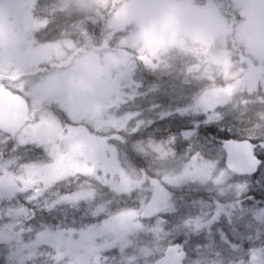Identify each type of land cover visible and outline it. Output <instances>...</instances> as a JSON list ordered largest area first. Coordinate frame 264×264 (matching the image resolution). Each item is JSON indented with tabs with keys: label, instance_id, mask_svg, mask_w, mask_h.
Returning <instances> with one entry per match:
<instances>
[{
	"label": "rangeland",
	"instance_id": "1",
	"mask_svg": "<svg viewBox=\"0 0 264 264\" xmlns=\"http://www.w3.org/2000/svg\"><path fill=\"white\" fill-rule=\"evenodd\" d=\"M3 2L0 62L17 67L10 59L17 50L4 38L22 42L18 50L28 63L21 67L66 57L60 47L38 43L35 35L38 25L50 26L56 7L46 12L35 10L30 0ZM22 7L21 14L9 11ZM96 7L104 42L97 47L86 38L73 67L85 100H97L92 121L104 126L110 121V128L120 130V139L112 142L120 151L110 143V199L100 187L95 206L81 204L79 178L72 176L66 186L59 185L63 193L35 200L28 219L25 202L16 198L20 169L14 159L0 157V264H153L172 243L184 246V264H264V203L255 196L264 192V167L254 178L232 175L230 180V173L217 166H224L221 143L209 136L210 125L218 124L220 133L234 140H252L257 156H264L259 148L264 138V0H97ZM113 34L118 44L108 48ZM135 69L148 73L151 82H142L136 71L133 86ZM55 77L38 85L46 104L55 98ZM177 121L185 135L174 145L177 133L169 129ZM150 127L163 138L128 140ZM58 136L59 129L48 123L42 143L49 148L48 139ZM129 148L137 161L148 162L145 171L130 159ZM48 153L55 163L59 160L56 152ZM24 162L47 161L33 154ZM79 164L72 161L73 167ZM63 176L61 170L34 169L30 177H39L43 188ZM169 186L178 189L172 199L165 191ZM157 212L166 213L165 220Z\"/></svg>",
	"mask_w": 264,
	"mask_h": 264
},
{
	"label": "snow or ice",
	"instance_id": "2",
	"mask_svg": "<svg viewBox=\"0 0 264 264\" xmlns=\"http://www.w3.org/2000/svg\"><path fill=\"white\" fill-rule=\"evenodd\" d=\"M3 11L4 2L3 0H0V13H3ZM9 11L14 14H21L25 9L23 7L13 8L9 9ZM44 19L47 21V14L44 15ZM55 31L54 27L50 29L49 23L45 22L42 25L37 26L35 35L38 38V43L42 45L60 47L68 59L67 64L57 65L54 62L40 63L37 64L34 71H26L21 74L12 66V64L5 66L0 62V107H5L11 110H15L19 107L23 113L19 127L16 129L15 133L8 131L5 128H0V137H3L4 139V150L3 152H0V157L15 160V166L20 169L21 173L17 179L22 190L18 193H23V195L28 198V201L44 199L49 192L54 191L60 184L73 178L65 175L55 180L54 183L48 184L43 188L41 187V184L43 183L42 180L36 182L40 179L39 177H32L33 183L30 186L25 183L29 176H31V170L40 169L43 171L45 169H50L55 165L53 157L49 155L45 144L42 143V140L46 135L48 123H51L54 128L59 129L62 138L68 137L72 142H81L84 153L88 155L96 154L94 145L95 138H103L106 143H112L114 140L120 139L119 129L109 128L108 131H104L102 127L97 126L92 121L83 95L80 96L79 100L75 102L73 101L78 76L76 69L73 67V64L76 62L79 55L77 50L86 45V38L94 40L96 46L99 47L100 43L104 42L105 35L97 28V26L93 25L89 28L85 25L83 36L78 34L73 36L69 34L65 43L57 45V39L53 35ZM40 33H44L42 39L39 38ZM118 41V34H113L111 39L107 40L108 48H114L118 44ZM124 50L129 51L127 48ZM73 53H76V55H73ZM10 59L14 64H24L26 66L28 63L24 54L19 50L14 51L11 54ZM136 71L141 70L135 69L133 71V86H135ZM51 72L56 73L55 82L52 85L55 98L47 105L38 108L33 104L31 96L27 94V88L20 86V83L28 78L38 79ZM141 76L145 77V79H151V77L143 71H141ZM204 118L207 121L206 115ZM182 127H184V125L177 121V127L175 129H169V131H175L177 133V136H172L174 145L177 142L178 136L185 135V133L180 132ZM140 133L141 132L138 129L130 135L128 140L136 141L141 139L138 138ZM124 142L128 143V141ZM243 144L248 145V153L233 147L235 145ZM235 145L232 146L234 152L229 153L227 163L224 166L217 163V166L224 172L230 173V180L233 173H250L255 170L254 166L260 165V161L256 159L255 155L257 148L256 145L250 144L247 141H241ZM259 148L264 149V138H262ZM9 153L11 154L10 157L8 155ZM39 153L43 154V157L47 162L39 164L24 162L25 156ZM127 154L130 159H133L134 161L137 160L135 153L132 152L130 148ZM260 159L264 160V156H261ZM249 161L251 162L250 166ZM233 164L237 165L240 169L247 170H236L232 167ZM260 166L264 167V165ZM80 175H82V173H76V176ZM162 187L164 186L162 185ZM177 190L178 189H172L171 186L165 188V191L169 193V199H172V197L175 196V191ZM147 195L148 200L150 201L153 193L149 191ZM165 214L157 212L155 215L157 218L165 220Z\"/></svg>",
	"mask_w": 264,
	"mask_h": 264
},
{
	"label": "flooded vegetation",
	"instance_id": "3",
	"mask_svg": "<svg viewBox=\"0 0 264 264\" xmlns=\"http://www.w3.org/2000/svg\"><path fill=\"white\" fill-rule=\"evenodd\" d=\"M30 4H32V6L37 11L47 12L50 6L56 7L52 8L53 22L50 23V27H54L56 30L53 35L57 39V45H59V42H62L60 41L61 38L67 40L69 34L73 36H76L77 34L79 35L80 32L84 31L85 25H87L89 28H91L93 25L97 27L99 25L98 8L96 7L97 0H30ZM4 41L7 47H10L14 50H18L21 48L22 42H20L18 38H13L11 40H9L8 38H4ZM92 43L93 41H89V44ZM92 46H94V43L92 44ZM77 52L80 54L81 48L78 49ZM73 55H76V53H73ZM53 62L57 65H64L68 63V59L67 57H63L61 59H54V61H49V63ZM40 63L46 62L43 61L37 64ZM37 64L31 68L21 67L19 64H17L16 70L21 74L25 73L26 71H34ZM52 74H54V72L45 74L38 79L28 78L21 81L20 83V86L27 88V94L31 96L33 104L38 108L47 105L45 103L46 99H44V96L42 97V95L39 94L38 85L49 79ZM109 79L110 76H108V80ZM113 87L114 85H112V88ZM81 88V85L77 84L76 82L75 94L73 96L74 102L79 100L80 96L82 95ZM38 97H42V99H38ZM86 104L90 116H96L99 111L97 100H94V98L92 97L90 100L86 101ZM93 122L97 126L102 127L104 131H108L110 128V121L105 123V126L100 125L97 121ZM46 144L51 145L49 148H47L48 151L56 152L55 154L59 156V160L56 161L54 167L46 170L54 174L61 170L63 171V173H65V175L69 174V176L71 177L74 176L79 178L77 181V187L78 189H82V193L78 201L81 204H86L88 207L95 206L98 202L100 187L106 189L107 198L110 199V143H106L103 138H95L94 145L96 154L88 155L84 153L81 142H72L68 137L62 138L59 131V136L48 139ZM111 145L116 150L117 147L115 143H111ZM37 155L42 156L43 154L39 153ZM29 160H31L30 157H28V161ZM73 160L79 162L80 164L77 167H73ZM76 173H82V175L76 176ZM6 176L10 179L13 178V175L8 173H6ZM102 176L106 177L105 187H103L104 185L101 184V181H104ZM67 182L68 181L66 180L63 184L66 186ZM25 183L30 186L33 183L32 177L29 176ZM16 184L18 185V190L16 193L17 201L22 204L25 202L27 208V216L29 219L33 215L35 200L28 201V198L25 197L23 193H18L22 189L18 182ZM54 191L63 193L65 191V188H63L62 186H58Z\"/></svg>",
	"mask_w": 264,
	"mask_h": 264
},
{
	"label": "water",
	"instance_id": "4",
	"mask_svg": "<svg viewBox=\"0 0 264 264\" xmlns=\"http://www.w3.org/2000/svg\"><path fill=\"white\" fill-rule=\"evenodd\" d=\"M256 75H258V72L256 73ZM22 116H23V113L19 107H17L15 110H11L5 107H0V128H5L8 131H12L15 133L16 129L19 127ZM242 141H247L248 143L252 144L248 140H242ZM239 142L241 141L232 140V139L225 140L222 142L221 147L225 153V164L228 161L229 153L234 152L233 147L238 148L239 150L245 153H248L249 151L248 145L247 144L235 145ZM257 160L260 161L259 159ZM250 163L251 162L249 161V166H250ZM259 166L260 165L254 166L255 170L250 173H244V174L233 173V174L239 177L253 176L257 173ZM232 167L236 170H247V169H240L235 164H233ZM185 258H186V253L183 250V247L177 244V245L168 247L163 253V255L157 261L154 262V264H182Z\"/></svg>",
	"mask_w": 264,
	"mask_h": 264
},
{
	"label": "trees",
	"instance_id": "5",
	"mask_svg": "<svg viewBox=\"0 0 264 264\" xmlns=\"http://www.w3.org/2000/svg\"><path fill=\"white\" fill-rule=\"evenodd\" d=\"M147 75L149 76V74L147 73ZM151 77V76H149ZM151 79H145V77H141V81L142 82H151L150 81ZM211 128H209V133H210V137L211 139H216L217 142L220 144L223 140H227L229 138H234V136H230L229 134H227L226 132L224 133H220V129L221 127L218 125V124H212L210 125ZM171 128V127H170ZM141 133L139 134V137L138 138H141V139H138V140H143L145 138H148V139H157L158 136H160L161 138H163L161 135L160 132H157V131H153V128H146L144 130H141L140 131ZM215 140V141H216ZM129 147V142L128 144L126 145V148L127 149ZM255 155H257V153L255 152ZM133 163H135L136 165H140V164H143V167H141V169H143L145 171V169H147L149 166H148V162L146 160H143V159H140V160H136L134 161L133 160ZM254 178V177H253ZM261 185H264V183H262ZM260 185V186H261ZM262 187V186H261ZM251 195H253V193H251ZM198 194L195 193L194 194V197L197 198ZM255 196L257 197L256 200L259 201L260 203H264V192L263 191H257V193H255ZM246 198V196L244 197V199ZM40 220H47L46 216L44 214H41L40 217H39Z\"/></svg>",
	"mask_w": 264,
	"mask_h": 264
}]
</instances>
